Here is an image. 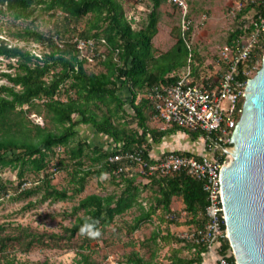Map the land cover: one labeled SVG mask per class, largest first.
<instances>
[{
	"label": "trees",
	"instance_id": "obj_1",
	"mask_svg": "<svg viewBox=\"0 0 264 264\" xmlns=\"http://www.w3.org/2000/svg\"><path fill=\"white\" fill-rule=\"evenodd\" d=\"M150 1L153 7L147 23L137 29L133 27L134 18H128L121 0H0V11L2 6H6L16 19L32 17L36 6L53 13L61 10L73 21L91 14L92 19L80 36L97 42L105 39L108 43V52L102 53L105 54L102 60L104 70L89 72L85 67V58H79L76 43L69 41L61 31L47 35L27 26L12 34L16 39L40 44L43 49L38 54L10 45L6 38L0 37V56L17 59L16 65L10 63L11 67L16 66L15 73L1 74L9 84L0 85V173L4 168H10L16 171L19 179L14 188L9 185L11 180L0 178V201L4 197L20 201L36 196V200H29L27 204L36 207L45 202L73 200L85 190L90 177L99 178L106 174L115 185L120 186V191L107 194L94 192L82 197L70 212L75 219L70 226H63L62 232H41L11 220L0 222V264H30L17 261L9 250L28 252L35 247H63V243L82 235L81 228L85 225L93 224L94 229L102 232L115 221L116 216L134 206H138L140 214L130 224L129 232L133 233L143 221L151 220L159 209L162 210L160 223H166V226L162 228L159 225L152 233L151 241L156 248L150 257L132 250L122 264H166L155 259L158 246L163 241L170 244L174 239L185 242L192 256H181L179 250L173 249L167 264H203L208 256L202 245L175 237L169 229L177 222L174 217L176 212L171 206L174 197L183 199L184 210L191 215L189 222L197 229L204 227L208 200L202 181L185 171L151 175L149 184L155 187L154 200L145 207L139 199L146 184L141 185L135 176L120 172L123 161L110 160V156L119 151L140 152L152 163L155 160L150 155L151 141L161 143L163 138L178 131L192 141L199 135L176 125L166 129L151 127L147 109L154 116L153 104L147 99L137 101L138 94L147 86L176 82L188 65L189 51L178 30L174 44L165 51H157L154 39L159 33V7L163 0ZM243 28L241 25L231 32L227 43L238 37ZM263 55L264 46L260 50L262 59ZM224 68L221 64L220 70ZM193 74L196 82H214L212 76L202 77L195 65ZM125 86L131 93L129 110L120 94ZM33 115L43 116L51 125L34 122ZM128 115L137 121V128L129 126ZM80 124H91L97 133L108 136L113 142L112 147L92 145L86 140H79L71 146V140L79 136L77 127ZM62 146L67 149V156L57 157V148ZM53 159H57L58 163L52 165ZM53 167L67 169L70 187L58 188L53 183L54 172L50 170ZM34 177L37 179L29 185V179ZM11 188L14 189L13 194H10ZM83 236L81 249L89 248L94 238L86 234ZM221 248L222 253L229 252L227 239ZM79 253L78 261L90 264V254L85 251ZM229 259L233 262L234 256Z\"/></svg>",
	"mask_w": 264,
	"mask_h": 264
},
{
	"label": "rangeland",
	"instance_id": "obj_2",
	"mask_svg": "<svg viewBox=\"0 0 264 264\" xmlns=\"http://www.w3.org/2000/svg\"><path fill=\"white\" fill-rule=\"evenodd\" d=\"M121 1L126 8L128 18H134V28L139 29L147 23L148 14L153 7L150 0ZM261 2L263 0H189V18L192 20V28L189 35L192 38L195 52V62L193 65L199 68L202 75L207 77L216 75L215 72L220 70V63H218L220 48L227 43L229 35L237 27L250 23L252 16L261 7ZM247 6H249V9H246ZM35 8L36 10L32 17L16 19L6 6H2V10L0 11V37L6 38V41L10 45H18L32 52L42 53L43 47L40 44L34 41L26 42L16 39L12 34L29 26L47 35L61 31L63 36L69 38L70 41L77 37L83 38L80 36V33L87 28V23L92 19L91 14H89L78 21H73L68 19L61 10L53 13V11L42 10L41 7L36 6ZM204 15L206 16L205 18ZM159 17V34L155 37L154 42L157 45V51H165L169 48V43L171 44V42L177 40L178 31L182 35V14L178 7L167 0H163L159 7ZM45 49L47 50V48ZM102 50L108 52L107 48ZM103 59L104 57H101L94 62H86V69L89 72L104 70ZM16 60L15 58L7 59L0 56V85L9 84L1 74L2 72L15 73L17 70L16 66L11 67L10 63L16 65ZM184 71L185 69L181 71V74ZM120 94L126 101V109L129 110L130 106L128 104L131 97L129 88L123 87L120 90ZM137 101L140 100L137 98ZM147 113L151 116L149 125L162 129V121L155 115L153 116L149 108L147 109ZM32 118L34 122L41 125H51L48 119L45 120L41 115H33ZM126 119L130 122L129 126L131 128H137V121L135 119L129 117V115L126 116ZM77 130L79 131V136L71 140V146L76 145L79 140H86L92 145L104 146L105 148L112 147L113 142L111 139L106 135L97 133L91 124H80ZM183 134L178 131V133L163 138L161 143L151 141L153 145L150 150L151 157L157 160L164 153L172 150L180 153L185 151L191 153L198 152L200 148L197 145L201 143V140L192 141L189 136H187L188 138L183 137ZM67 152V149L62 146L61 150L57 153V157H66ZM57 163L58 160L53 159L52 165ZM87 163L89 164V161ZM139 166L138 163L131 161H124L122 165L124 167L123 171L128 176H135L141 185L146 184L147 187L143 188L139 200L143 206L148 207L150 202L154 200L155 187H151L149 184L151 174L147 171L144 172ZM50 170L54 172L53 183L58 188L70 187V175L67 169L61 168L57 170L53 167ZM29 176V178H32V175ZM0 178L2 180H11L12 182L9 185L14 188L19 182L16 171H12L10 168H4L0 173ZM36 179V177L29 179L31 182L29 185L33 184V180ZM10 190V194H13L14 189L11 188ZM114 191H120V186L115 185L111 177L106 174L99 178L90 177L85 190L73 198V200L55 203L45 202L36 207H29L27 205L29 200H36V196L20 201L4 197L0 201V222L11 220L25 226H31V228L41 232H62L63 226H70L75 219V217L70 215V212L82 197L94 192L107 194ZM178 201H182L181 197L173 198L171 206L176 212V216L174 217L177 218V222L171 224L169 229L175 237L181 238V234L192 232L196 227L189 223L191 215L184 210V206L179 208L176 205ZM66 213H68L67 216H65ZM139 214L140 210L138 206H134L128 212L116 216L115 221L103 229L99 237L92 239L89 248L81 249L85 238L83 235H80L71 239L68 243H63V247H35L28 252L9 250V254L19 262H29L30 264L42 261H48L49 264H81L78 261L80 258L79 251H85L90 254V264H122L126 261L127 256L130 255L132 250H138L143 256L148 258L154 248H156V245L151 241L152 233L159 225L164 228L166 223H160L162 210L159 209L151 220L143 221L138 229L131 233L129 232L130 224L134 223L135 217ZM185 246V242H177L175 239L170 244H166L163 241L158 246L155 259L166 264L169 263L168 257L173 249L179 250L181 256H192L191 250H188ZM211 256L208 254L207 258H211Z\"/></svg>",
	"mask_w": 264,
	"mask_h": 264
},
{
	"label": "built area",
	"instance_id": "obj_3",
	"mask_svg": "<svg viewBox=\"0 0 264 264\" xmlns=\"http://www.w3.org/2000/svg\"><path fill=\"white\" fill-rule=\"evenodd\" d=\"M167 1L176 5L182 14V38L189 51L188 65L176 82L147 86L137 98L147 99L153 104L155 116L162 121L163 129L176 125L197 132L199 135L196 140H201L202 148L196 152L198 157L196 154L186 155L172 150L151 163L143 158L140 152L119 151L111 155L110 160L136 162L140 169L151 175L185 171L202 181L208 200L205 210L207 221L204 227L195 228L192 232L180 236L202 245L207 254L213 256L215 264H239L230 242L227 254L221 250L224 240L229 239L220 189V169L226 163V157H232V137L243 109L246 86L261 67L264 0L250 23L243 26V32L231 43H226L220 48L218 63L220 66L224 64L225 68L212 76V84L196 82L193 76L195 52L189 35L192 28L189 0ZM72 40L79 50V58H85L86 62L105 57V54H102V49L108 48L105 39L97 42L93 38L77 37ZM61 148L57 149L60 151ZM123 170L124 167L120 166L119 171ZM232 255L233 262L229 259Z\"/></svg>",
	"mask_w": 264,
	"mask_h": 264
},
{
	"label": "water",
	"instance_id": "obj_4",
	"mask_svg": "<svg viewBox=\"0 0 264 264\" xmlns=\"http://www.w3.org/2000/svg\"><path fill=\"white\" fill-rule=\"evenodd\" d=\"M245 94L232 157L220 169V189L235 258L239 264H264V55Z\"/></svg>",
	"mask_w": 264,
	"mask_h": 264
},
{
	"label": "crops",
	"instance_id": "obj_5",
	"mask_svg": "<svg viewBox=\"0 0 264 264\" xmlns=\"http://www.w3.org/2000/svg\"><path fill=\"white\" fill-rule=\"evenodd\" d=\"M159 34V33H158ZM156 37H157V35H156ZM156 39V38H155ZM174 44V42H171V44L169 43V48L172 46ZM155 45H156V43H155ZM157 46V45H156ZM220 68H221V66H220ZM219 72L221 71V70H218ZM217 71V72H218ZM185 72V71H184ZM184 72H182V74H181V76L183 75V73ZM216 73V72H215ZM199 74H202L200 71H199ZM193 76H194V78H195V75L193 74ZM212 76H214V75H212ZM202 77H205V75H203ZM129 106H130V103L128 104ZM181 133V132H180ZM183 137H185V138H188L187 137V135H184L183 134ZM151 140H152V138H150ZM197 146H199V150H201V146H202V144L200 143H198V145ZM192 148H194L193 146H192ZM181 200L182 201H178L177 203H176V205L179 207V208H181V207H183V206H185V204H184V202H183V199L181 198ZM191 219V218H190ZM190 223V222H189ZM190 224H192V223H190ZM203 264H214V259H213V257L211 256V258H207L206 257V259H204V262H203Z\"/></svg>",
	"mask_w": 264,
	"mask_h": 264
},
{
	"label": "clouds",
	"instance_id": "obj_6",
	"mask_svg": "<svg viewBox=\"0 0 264 264\" xmlns=\"http://www.w3.org/2000/svg\"><path fill=\"white\" fill-rule=\"evenodd\" d=\"M81 234L82 235L86 234L90 238H97L101 235V232L98 229H94L93 224H87L85 225V227L81 228Z\"/></svg>",
	"mask_w": 264,
	"mask_h": 264
}]
</instances>
